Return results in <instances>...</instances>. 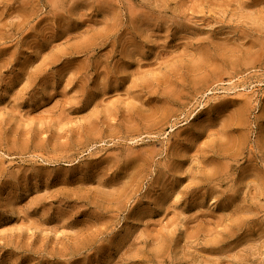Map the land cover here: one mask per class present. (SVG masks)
<instances>
[{"label": "rangeland", "instance_id": "374dc122", "mask_svg": "<svg viewBox=\"0 0 264 264\" xmlns=\"http://www.w3.org/2000/svg\"><path fill=\"white\" fill-rule=\"evenodd\" d=\"M0 264H264V0H0Z\"/></svg>", "mask_w": 264, "mask_h": 264}]
</instances>
